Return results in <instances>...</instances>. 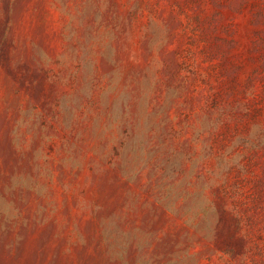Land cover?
<instances>
[{"label": "rangeland", "instance_id": "1", "mask_svg": "<svg viewBox=\"0 0 264 264\" xmlns=\"http://www.w3.org/2000/svg\"><path fill=\"white\" fill-rule=\"evenodd\" d=\"M0 264H264V0H0Z\"/></svg>", "mask_w": 264, "mask_h": 264}]
</instances>
